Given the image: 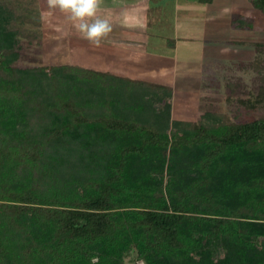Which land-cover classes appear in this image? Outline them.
<instances>
[{"label":"trees","instance_id":"trees-1","mask_svg":"<svg viewBox=\"0 0 264 264\" xmlns=\"http://www.w3.org/2000/svg\"><path fill=\"white\" fill-rule=\"evenodd\" d=\"M7 2L0 264H264V86L241 120L174 121L167 86L21 61Z\"/></svg>","mask_w":264,"mask_h":264},{"label":"crops","instance_id":"crops-1","mask_svg":"<svg viewBox=\"0 0 264 264\" xmlns=\"http://www.w3.org/2000/svg\"><path fill=\"white\" fill-rule=\"evenodd\" d=\"M259 11L252 0H102L97 15L107 19L112 30L99 45L75 30L82 48L76 59L88 68L171 87L175 92L180 77L196 76L197 85L188 81V99L195 94L199 98L205 60H227L228 45L253 44L259 29L254 26V12ZM244 30L250 38L238 39ZM177 97L174 94L175 105Z\"/></svg>","mask_w":264,"mask_h":264},{"label":"rangeland","instance_id":"rangeland-1","mask_svg":"<svg viewBox=\"0 0 264 264\" xmlns=\"http://www.w3.org/2000/svg\"><path fill=\"white\" fill-rule=\"evenodd\" d=\"M4 1L7 2V0ZM9 5L14 7L16 15L13 27L23 31L24 41L19 44L21 61L32 66L39 64L51 66L66 62L81 64L76 59L79 53L77 51H82L81 45L75 40L76 29L64 13L59 9H48L46 0H15ZM258 13L254 12V26L258 25L259 29L258 33H254L256 41H253V44H245L244 47L231 46V48L228 45L227 60L214 62L212 59L205 60L207 67L202 83L204 87L199 92V98L195 94L190 98L191 100L188 99V94H191V91L187 89L188 81L197 85L199 80L196 76L180 77L177 83L181 87L178 85L177 92L174 88L168 87L171 89L170 119L199 122L202 121V117L205 118L206 113H211L213 116L219 114L215 119L225 116L230 121H238L249 113L241 101L250 99L251 96L255 98L260 88L264 86V48L257 44L264 42V13L262 11ZM52 23H56V26L50 29ZM29 27L34 29L27 31ZM33 33H39L43 37L40 38L41 42L35 41L37 37L33 38ZM27 37L30 39L29 42ZM237 38L249 39L250 36L244 30L237 34ZM232 58L234 60H231ZM20 64L24 66L23 62ZM174 94L178 95L176 105L173 103ZM165 103L166 101L161 104V107ZM194 103H198V107L193 105ZM182 106L186 107L181 108ZM259 111L260 109L255 110L254 113L257 115ZM182 117L190 118V120H182ZM193 118L196 120H192ZM129 264L134 263L129 262ZM135 264H142V261H136Z\"/></svg>","mask_w":264,"mask_h":264},{"label":"clouds","instance_id":"clouds-1","mask_svg":"<svg viewBox=\"0 0 264 264\" xmlns=\"http://www.w3.org/2000/svg\"><path fill=\"white\" fill-rule=\"evenodd\" d=\"M101 3L102 0H46L48 9H59L85 39L96 45L112 30L109 21L97 15ZM98 259L93 257L91 264H98Z\"/></svg>","mask_w":264,"mask_h":264}]
</instances>
